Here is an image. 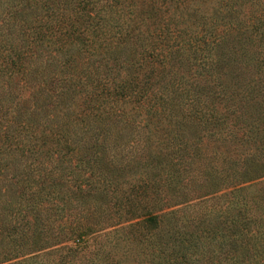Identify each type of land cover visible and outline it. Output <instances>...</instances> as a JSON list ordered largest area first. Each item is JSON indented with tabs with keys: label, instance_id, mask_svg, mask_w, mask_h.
<instances>
[{
	"label": "trees",
	"instance_id": "1",
	"mask_svg": "<svg viewBox=\"0 0 264 264\" xmlns=\"http://www.w3.org/2000/svg\"><path fill=\"white\" fill-rule=\"evenodd\" d=\"M0 264H264V0H0Z\"/></svg>",
	"mask_w": 264,
	"mask_h": 264
}]
</instances>
